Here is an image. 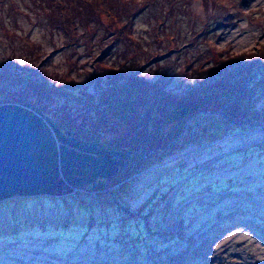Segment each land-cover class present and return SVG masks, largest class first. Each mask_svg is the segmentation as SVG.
<instances>
[{
	"label": "rangeland",
	"instance_id": "obj_1",
	"mask_svg": "<svg viewBox=\"0 0 264 264\" xmlns=\"http://www.w3.org/2000/svg\"><path fill=\"white\" fill-rule=\"evenodd\" d=\"M56 1L0 0V105L21 98L23 75L38 77L56 89L23 103L63 127L76 120L68 129L82 140L121 138L122 147L104 146L133 156L105 188L0 202V264H264V91L252 99L255 114L205 112L226 100L222 80L236 96L257 69L246 88L264 79V0H111L109 24L79 0H60V20ZM121 22L135 43L117 37ZM155 79L165 85L158 104L139 85ZM116 80L129 81L131 95L107 93ZM119 95L138 97L137 112ZM196 97L202 110L182 127L172 111ZM133 122L162 125L166 146L134 154Z\"/></svg>",
	"mask_w": 264,
	"mask_h": 264
},
{
	"label": "water",
	"instance_id": "obj_2",
	"mask_svg": "<svg viewBox=\"0 0 264 264\" xmlns=\"http://www.w3.org/2000/svg\"><path fill=\"white\" fill-rule=\"evenodd\" d=\"M259 70L230 102L244 92ZM39 113L30 103L0 105V202L95 189L122 171L133 154L82 140Z\"/></svg>",
	"mask_w": 264,
	"mask_h": 264
},
{
	"label": "trees",
	"instance_id": "obj_3",
	"mask_svg": "<svg viewBox=\"0 0 264 264\" xmlns=\"http://www.w3.org/2000/svg\"><path fill=\"white\" fill-rule=\"evenodd\" d=\"M63 1H66V0H63ZM79 1H80L79 5H82L83 7H89V8H81L83 10L84 9L87 10V11L84 10L87 13V15L98 17L97 19L99 21L107 23V24H109L111 22H117V21H113L115 19L114 12L116 13V9L113 8V6L111 4V0H95L94 1L95 6H96V3L98 1H100L101 4L97 5L98 7H96V10L94 12H93V10L95 9V7L92 5V8H90L91 4H88L87 0H79ZM68 3H69V1H66V5ZM65 7L66 6L64 5L63 2H61L60 0L56 1V7H55L56 14L60 20H64V19L66 20V18H67V14H66L67 10ZM80 16H81V14H80ZM115 24H117V23H115ZM69 28L70 29H68V30L75 34V32L73 30L74 26H69ZM117 33H118L117 37H120L126 41H129L130 43L136 42L135 38H134L133 31H132V26L128 22L118 23L117 24ZM153 33H154L153 37L156 41L161 39V35H160L157 27H155ZM170 37L171 36H168L167 39H169ZM25 43L27 44L26 41H25ZM261 50H262V47H261V45H259L258 46V52L256 53V54H258V55H256L257 60L260 59ZM156 55H158V52H156ZM262 60L264 61V54H263ZM95 67H100L102 69L110 70L113 74L120 75V79H122V80L126 76V74L123 73L121 70L115 69V68H108L105 64L99 63V61L94 63V68ZM34 74L37 76V75H40V72H35ZM246 76H245V78L249 77L250 75L247 77ZM21 79H23V82H25L23 85V89L19 94V96H21V98L17 99V100L13 99L12 101H10V103H15V105L16 104H24L23 102H25V99L29 98V97H34L36 100V103H37L43 96L47 95V92H49V90L51 91L53 89H56L52 86H49L46 81H41L38 77L26 78L25 75H23ZM12 82H14V80H12ZM139 83H140L139 85L144 87L143 91L149 90V92L152 94V96H153L152 98L156 104L165 100V96H164L165 85L161 79H155L153 82H148V81L143 80V82L139 81ZM7 84L11 85V81H9ZM231 84H234V83L233 82L229 83L225 80H222V83L220 84V86H218L216 88L220 90V93L222 95L227 97L226 100L223 101L222 103H218V100H217L213 104L215 106V109H212V108L210 109L209 106H206L207 108L205 107V112L211 113V111L217 112V110L218 111L221 110L223 115H227L228 117H230L232 119L245 117L247 115L252 114V112H253V114H255V111L253 109V105L251 102L253 101L252 99L254 98V96H256L258 91L260 93H263L261 91H264V79L261 78L259 80V82L256 83L255 87H253V88L247 87L243 93H241L237 98H235V100L233 102H230V101L232 99H234L235 93L232 91L231 87H227V86H231ZM69 86L74 87V86H76V84L71 80L65 84L56 85V87H58L57 89L60 91H64V88H68ZM107 88L108 89L106 91L109 94L113 93V95H114V94H118L119 92L127 91L131 95V88H130L129 81H126L125 83L124 82L121 83V82H118L116 80V81H114V83L112 84V86L110 88L109 87H107ZM1 89L3 91V90H5V87H4V89L3 88H1ZM239 90H240V88H239ZM204 97H206V96L204 95ZM204 97H200V98L196 97V98H193L192 102L188 101V103H186V105H179L177 107V110L172 111L171 118L174 121L182 122L181 123L182 127L187 126V124L199 112H201L202 109L199 107H202L203 105H201L200 101H202L201 98H204ZM118 98H119V100H121V98H122L125 101V103L127 104L125 107L133 106V108L135 107V111L137 112V109L139 106V103H138L139 98L138 97L132 98L133 101H131L130 103L126 102V100H127L126 96L124 97L123 95H119ZM119 100L116 103L117 104L116 109L113 107V109H114L113 111H115V113H117L118 116H121V119H122L123 116L121 114L122 113L121 107H123L124 104H121V102ZM141 100H142V98H141ZM151 108H152V106H151ZM132 111H133V109H129L128 113H126V115L129 116ZM110 112L111 111H109V110L107 111L108 114ZM146 114H147V116H146L147 118L149 115H151V117H152L153 108L151 110L147 111ZM147 118H146V122H147ZM130 120L131 119H129V121ZM75 122H76V120H73V122H71V123L68 122V124L64 128H66V130H69L68 129L69 126L71 127L72 124L75 125ZM139 124L140 123H138V122L131 123L129 128L126 131V132L133 131V133L136 134L135 137L137 139H135L133 137L134 140L130 146V147H132V146L135 147V149H134L135 153L134 154L141 153L142 150H144L147 153L152 148L155 149V148L160 147V146L161 147L166 146V145H162L163 143H165L164 139L162 138L163 136L157 135V134H160V131L162 130V125H159V126L157 124L153 125L149 130L148 129L149 127L146 126L144 122L141 124V125H143L142 127ZM147 125H149L148 122H147ZM178 134L179 133L177 132L176 135H174L172 137L169 136L167 138V139L170 138L168 140V142L174 141L175 138L178 136ZM120 140H121V138L118 139V141L114 140L117 142L110 140L109 145H106V144H103V145L110 146V147H117V148L122 147V146H124V143L122 144V141H120ZM162 141H164V142H162ZM138 146L143 147V149H137ZM130 158H129V161H127L129 166H130ZM128 165H127V167H128ZM108 184H109V182H105L102 186H100L98 188H103V187L105 188ZM128 215H129V217H131V216H133V213L131 212ZM71 217H72V215H71Z\"/></svg>",
	"mask_w": 264,
	"mask_h": 264
},
{
	"label": "flooded vegetation",
	"instance_id": "obj_4",
	"mask_svg": "<svg viewBox=\"0 0 264 264\" xmlns=\"http://www.w3.org/2000/svg\"><path fill=\"white\" fill-rule=\"evenodd\" d=\"M62 130H63V131H65V130H66V128H64V127L62 126Z\"/></svg>",
	"mask_w": 264,
	"mask_h": 264
}]
</instances>
